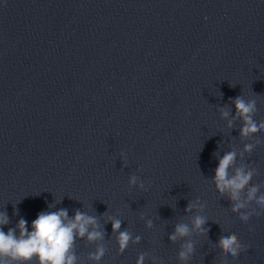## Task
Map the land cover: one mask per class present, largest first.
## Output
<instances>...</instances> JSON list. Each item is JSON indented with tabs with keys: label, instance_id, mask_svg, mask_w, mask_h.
<instances>
[{
	"label": "clouds",
	"instance_id": "9594fccd",
	"mask_svg": "<svg viewBox=\"0 0 264 264\" xmlns=\"http://www.w3.org/2000/svg\"><path fill=\"white\" fill-rule=\"evenodd\" d=\"M232 103L236 110L235 115L228 119L231 110L221 109V116L228 119L229 128L233 126L234 121H241L239 132L242 139L252 137L264 130V119L257 121L254 118L257 112L256 99L246 100L243 95H238L232 99ZM259 143L261 141L257 140L256 144ZM256 144H244L240 156L243 157L244 153L251 154ZM121 155L123 156V153ZM236 162V150L224 153L218 160L212 182L217 193L220 196H226L230 201L231 212L237 214L240 220L248 222L253 215H261L256 208L250 209L249 205L254 202L260 209H264V192H261L260 183H252L254 176L258 174L257 169L245 163L237 166ZM138 180L139 177L132 175L129 177V184L137 185ZM139 188L143 191L148 190L143 181H140ZM203 207L204 205L198 200L190 201L184 211L190 213L196 209L200 212ZM109 221L113 233L117 234L116 241L120 255L127 250L130 241L139 243L141 240L140 236L133 240L132 234L126 229L121 231L120 219L109 217ZM8 223L7 213H0V264H79L75 250L76 240L86 239L88 243H95L103 241L105 237L97 217L79 210L75 212L73 218H69L68 210L65 208L41 212L32 221L31 230H29L28 222L21 218L15 228H9L5 232L4 227ZM207 223L206 216L196 214L192 217L191 226L183 222L176 223L168 240L175 243L179 239L190 237L193 232L207 236L209 231L206 227ZM146 226L151 228L152 221H147ZM216 246L221 251L224 262L229 256L238 257L241 251L248 247L234 232L221 235ZM194 252V242L185 240L178 252L181 264H187ZM105 253L104 245L97 244L95 251L88 254V259L92 261V264H100ZM144 260L145 254L141 253L137 257L136 264H144Z\"/></svg>",
	"mask_w": 264,
	"mask_h": 264
}]
</instances>
